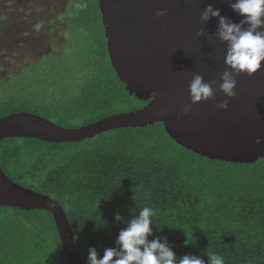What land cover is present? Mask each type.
<instances>
[{
    "label": "trees",
    "instance_id": "trees-1",
    "mask_svg": "<svg viewBox=\"0 0 264 264\" xmlns=\"http://www.w3.org/2000/svg\"><path fill=\"white\" fill-rule=\"evenodd\" d=\"M64 15L73 22L54 47L60 53L28 67H41L42 79L26 82L24 69L0 83V117L25 110L79 127L142 107L146 102L129 94L111 64L99 0H70ZM16 76L19 84L10 82ZM0 166L61 204L86 263L90 247L102 257L116 247L124 220L149 206L155 210L149 240L166 237L177 258L196 255L208 264L211 252L225 264H264V158L210 159L156 122L78 141L5 137ZM117 212L124 220L115 219ZM101 213L107 224L97 227ZM0 264H72L49 210L0 204Z\"/></svg>",
    "mask_w": 264,
    "mask_h": 264
},
{
    "label": "water",
    "instance_id": "water-1",
    "mask_svg": "<svg viewBox=\"0 0 264 264\" xmlns=\"http://www.w3.org/2000/svg\"><path fill=\"white\" fill-rule=\"evenodd\" d=\"M234 0H99L107 50L117 76L129 94L146 103L79 127H66L31 111L0 117V140L36 137L45 141H78L119 127L162 122L179 145L210 159L252 163L264 158V62L249 76L234 73L236 96L220 90L228 44L216 36L219 18L201 20L209 4L232 22L244 17ZM159 9L166 14L157 16ZM248 25L245 24L246 28ZM204 29V35L198 36ZM201 74L213 82L214 96L192 103L190 82ZM228 99L227 110L217 107ZM190 108L184 111L186 106ZM183 113V115H181ZM0 204L46 209L55 219L61 245L72 264H87L75 240L65 209L50 195L9 177L0 166Z\"/></svg>",
    "mask_w": 264,
    "mask_h": 264
},
{
    "label": "clouds",
    "instance_id": "clouds-1",
    "mask_svg": "<svg viewBox=\"0 0 264 264\" xmlns=\"http://www.w3.org/2000/svg\"><path fill=\"white\" fill-rule=\"evenodd\" d=\"M230 7L244 17L240 23L222 16L221 11L211 4L202 12L201 20L206 22L211 17L219 18L216 36L228 44L225 56L227 68L221 75L222 83L219 87L227 97H235L237 80L234 73L238 75L245 72L251 76L264 62V0H234ZM165 14L166 9H159L156 12L157 16ZM245 24L248 25L246 28ZM204 34L203 28L197 33L198 36ZM213 83L216 81L206 82L203 75H195L189 85L192 103L212 98ZM217 107L227 110L229 100L219 102ZM189 108L190 105L186 106L184 111L187 112ZM262 142L264 141L261 138L256 139L257 144ZM138 213L131 219L124 220L117 212L115 219L124 220L126 227L119 231L115 241L116 247L105 248L102 257L96 247H90L87 264H205V261L196 255L177 258L166 237L163 240L160 237L149 240V236L153 235L155 210L144 206ZM96 221L97 227L100 223L107 224V221L102 220V213L100 220ZM206 254L209 257L208 264H225L222 256L211 252Z\"/></svg>",
    "mask_w": 264,
    "mask_h": 264
},
{
    "label": "rangeland",
    "instance_id": "rangeland-1",
    "mask_svg": "<svg viewBox=\"0 0 264 264\" xmlns=\"http://www.w3.org/2000/svg\"><path fill=\"white\" fill-rule=\"evenodd\" d=\"M69 1L0 0V83L24 69L26 82L42 79L41 67H28L44 56L60 53L54 47L65 42V31L73 22V18L61 16ZM19 79L12 77L10 82L19 84ZM2 93L1 88L0 98Z\"/></svg>",
    "mask_w": 264,
    "mask_h": 264
}]
</instances>
